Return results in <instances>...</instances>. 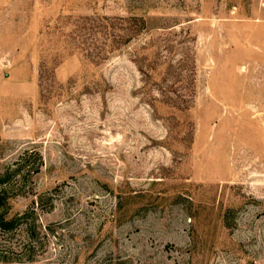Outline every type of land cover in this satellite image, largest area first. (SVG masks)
Instances as JSON below:
<instances>
[{
  "label": "rangeland",
  "instance_id": "rangeland-1",
  "mask_svg": "<svg viewBox=\"0 0 264 264\" xmlns=\"http://www.w3.org/2000/svg\"><path fill=\"white\" fill-rule=\"evenodd\" d=\"M0 182V264H264V0H0Z\"/></svg>",
  "mask_w": 264,
  "mask_h": 264
},
{
  "label": "trees",
  "instance_id": "trees-1",
  "mask_svg": "<svg viewBox=\"0 0 264 264\" xmlns=\"http://www.w3.org/2000/svg\"><path fill=\"white\" fill-rule=\"evenodd\" d=\"M0 185H1V182H0ZM5 193L6 191H4L3 189H0V208H3L4 203L6 201L4 198ZM1 223L4 227H7V228H13L14 226V220L8 221L4 215H3V218L1 219Z\"/></svg>",
  "mask_w": 264,
  "mask_h": 264
}]
</instances>
